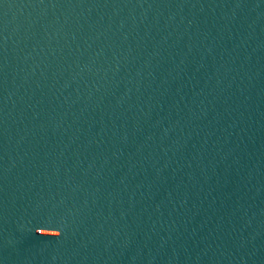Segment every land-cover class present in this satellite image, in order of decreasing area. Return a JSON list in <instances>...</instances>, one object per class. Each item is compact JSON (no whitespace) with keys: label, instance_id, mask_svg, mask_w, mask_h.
<instances>
[{"label":"water","instance_id":"obj_1","mask_svg":"<svg viewBox=\"0 0 264 264\" xmlns=\"http://www.w3.org/2000/svg\"><path fill=\"white\" fill-rule=\"evenodd\" d=\"M0 264H264V0H0Z\"/></svg>","mask_w":264,"mask_h":264},{"label":"clouds","instance_id":"obj_2","mask_svg":"<svg viewBox=\"0 0 264 264\" xmlns=\"http://www.w3.org/2000/svg\"><path fill=\"white\" fill-rule=\"evenodd\" d=\"M59 236H60V235H59ZM59 236H58V237H59Z\"/></svg>","mask_w":264,"mask_h":264}]
</instances>
